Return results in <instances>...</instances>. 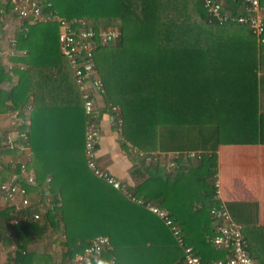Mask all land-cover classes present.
I'll return each mask as SVG.
<instances>
[{
	"label": "trees",
	"instance_id": "trees-1",
	"mask_svg": "<svg viewBox=\"0 0 264 264\" xmlns=\"http://www.w3.org/2000/svg\"><path fill=\"white\" fill-rule=\"evenodd\" d=\"M49 1L52 6L45 7V11L55 12L67 19H86L88 26L97 33L105 29H119L120 38L115 42L106 45L99 42L95 64L104 81L106 103L120 108L118 116L123 120V138L129 144L150 153L159 150H209L198 166L176 173L177 183L184 179L191 190L195 192L197 189L198 195L192 194L191 190L187 192L190 194L188 202L191 206H195V200L196 204H202L196 210L198 212L184 213L193 217L183 220L173 205H168L159 195H152L156 188L160 192L171 183L165 179L161 166L152 164L147 167L149 176L136 188V194L148 200H158L160 205L171 211L176 223L180 222L187 233L193 226L190 221L196 215L201 216L198 221L205 228L211 221L215 222L210 210L219 206L220 202L216 199V188L209 180L214 179L217 170L216 152L221 138L218 136V121L226 114H241V108L246 106L247 101H250L247 105H252L251 100L257 97V70L264 63L262 48L258 47L256 36L250 28L236 21L223 25L209 22L204 0H40L44 5ZM13 7L12 0L0 1V37L7 33L1 18L5 14L10 17ZM59 31L60 25L56 21L33 23L25 20L16 24L13 34L17 48L28 51V57L20 60L25 61L29 68L20 73V85L6 94L0 89V111H3L9 107L13 110L22 109L29 104L30 90L27 89L23 95L24 85L27 87L32 83V86H40V90H32L35 104L31 117L22 114L26 121L31 120L30 128L24 124L22 130L29 134L36 152L37 145L33 139L38 132L53 128V125L60 130V122L64 124V117L69 113L82 122L84 149L87 115L71 66L58 45ZM8 74L0 59V83ZM45 92L47 96H44ZM7 100H11L12 105H8ZM113 112L117 120V111ZM44 120L53 123H45ZM22 166V163L14 166V169L11 168L13 166H6L5 169L11 173L9 177H0V184L14 176V182L25 186L29 195L30 189L37 184L28 183L21 173ZM89 177H93L92 182L100 190L96 182L98 178ZM50 187L51 191H64L57 182L50 183ZM39 190L42 192V188ZM102 190L108 192L110 188ZM114 196L109 205L106 203V223L96 227L88 236L92 241L96 235H108L117 250L135 253V264H150V255L152 259L161 255L160 247L150 251V246H147L150 243V232L147 231L150 229V212L129 204L121 194ZM91 201L82 202H88V221L93 226L98 217V204L96 200L89 204ZM68 202L63 201L62 209L71 208ZM118 203H124V207L123 204L118 207L123 211L124 208L132 209L131 212L141 221L140 227L134 228L130 220L127 221L125 212L116 218L111 214L109 210ZM127 203L129 206H125ZM31 204L28 207H16L19 211L15 205L0 209V230L6 229L15 217L23 220L16 225L17 249L11 264H30L33 259V251L23 245L24 240L20 236L21 231L38 226L37 223L41 221V216L35 218L36 209ZM47 215L49 218V212ZM242 230L249 254L264 264V227ZM207 233L210 234V231ZM67 235L68 239L70 236L72 238L69 231ZM78 239L82 240L81 237ZM72 241L76 242V239ZM91 241L84 247H74L73 252L70 250L73 261L75 255L82 252ZM209 246L210 255H206L207 251L201 247H194L205 263L227 256L226 251L213 244V247ZM181 253L179 264H185L184 251ZM113 256L115 251L108 249L103 257L92 259L90 264H100Z\"/></svg>",
	"mask_w": 264,
	"mask_h": 264
},
{
	"label": "crops",
	"instance_id": "crops-1",
	"mask_svg": "<svg viewBox=\"0 0 264 264\" xmlns=\"http://www.w3.org/2000/svg\"><path fill=\"white\" fill-rule=\"evenodd\" d=\"M0 1L5 2L7 0ZM12 1L14 3L16 0ZM217 1L228 12L236 15L244 12V7L240 0ZM262 6L264 14V0L262 1ZM1 19L5 22L7 33L0 37L2 38L0 43V59L9 74L0 83V89L5 91L6 94L16 87V85H20V73L28 70L29 65L25 61L20 60L28 57V51L26 49H20L23 53H19L18 55L9 53V38H15L13 34L15 26L16 24L23 23L24 20L19 19L14 11L10 17L5 14ZM256 42L258 47L260 49L262 48L264 55V45L258 41L257 37ZM10 63L15 65L13 70L9 69ZM21 66H24V68L21 69ZM257 78V97L251 100L252 105H247L250 102L247 101L246 106L243 105L241 108V114L233 112L219 118L218 124L220 131L218 136L221 138L216 152L217 170L214 179L209 180L213 187H215V182L219 181L220 187L216 199L220 204L226 205L233 221L242 226V228L264 227V139L262 138V135H264V63L257 70ZM27 89L30 90L29 104L33 106L27 113V117L30 118L35 104L32 90H40V86H32V83L27 87L24 85L23 95ZM94 94L101 129L98 143L99 165L116 176L135 196L143 198L146 201L148 200L146 197L136 194V188L149 176L147 167L152 164L163 167L165 179L171 181V183L169 187H164L160 192L156 188V190H153L152 195H159L158 197L164 199L168 205H173V208L179 211L178 215L183 217V220L193 217L188 214L184 215V213H191L192 211L198 212L196 210L200 209L202 204H196L195 200V206L190 205V202H188L190 194L187 192H190L191 189L184 179L179 180L177 183L176 173L181 169L189 170L192 167H196L203 160V158L201 160L187 158L184 155L185 153L189 151H200L206 154L209 150H159L152 153L143 151L129 144L123 138V120L118 116L119 106L116 105L118 109V119L116 120L113 112V106L115 105L106 103V92L105 94L94 92ZM44 96H47L46 92ZM6 102L8 105H12L11 100H7ZM10 109L12 108L9 107L6 110L0 111V177H9L11 172L5 169L6 166H13L11 168L14 169V166L22 163L25 164L28 174H32L36 178L34 183L37 185H34L30 189L29 198L32 203L31 206L36 209H34L35 213L41 216V221L37 223L38 226L34 225L26 228L20 234L24 240L23 245L27 246L30 251H33L34 256L30 260V264H72L74 261L71 258L70 250L73 252V248L76 246H86L92 239L88 236L89 233L95 230L96 227H101L106 223L104 218L108 210L106 203L108 202L109 205L110 199L115 197L114 194H121L129 204L137 208H144L148 213L150 212V229L147 230L148 233L150 232V243L147 246H150V251L157 247L161 249V255L157 258L152 259L153 256L150 255V264L180 263V254H182L181 252L183 250L177 246V241L170 229L164 227L166 225L163 224L162 219L148 210L146 206L137 204L127 198L123 191L115 188L106 180L98 178L91 171L85 155V141L83 149V138L81 136V129L83 127L80 119L73 117V114L69 113L64 117V124L60 122L59 127H62L60 130L56 125H53V128L38 132L39 134L34 138L35 140L33 139L37 145V152L33 147L29 134V147L26 150L20 149V147L15 150H9L5 145L6 137L12 135L18 141V131H25L22 130L24 124H27V128H30L31 122L30 119L25 123L23 121L17 122L9 113ZM118 120L122 121L121 126H119ZM44 122L53 123V121L49 122L46 120ZM150 154L158 155L159 159H150ZM81 158L83 160H80ZM89 176L98 178L96 182L99 184L100 190L92 182L93 177L90 178ZM52 182L59 183L64 191H57L55 189L51 191L50 183ZM173 187L176 190L174 193ZM40 188H42V192L39 190ZM102 188H110V190L104 192V190L101 191ZM111 190H114L113 192L115 193ZM191 193L198 195L197 189L195 192L191 190ZM64 200L69 201L68 205L71 208L62 209L64 207ZM86 200H92L89 204L96 200L98 204L96 213L98 217L95 223H93V226L90 224L91 221H88L90 213L87 209L88 202H82ZM148 202L168 210L169 213L171 212L168 208L160 205L158 200L149 199ZM128 203L125 206H129ZM122 204L124 207V203ZM122 204H115L109 210L111 214L116 218L118 216L121 217L123 212H125L127 221L129 222L130 220L134 228H137V226L140 227L141 221L135 213L131 212L132 209L126 210L124 208L123 211L118 208ZM8 205L14 204H10L0 198V209H4ZM16 210L19 211L18 208ZM48 212L50 214L49 218L47 215ZM198 217L196 215L193 221H190L193 226L189 233L184 231L180 222L177 223L180 225L188 244L193 248L195 246L201 247L207 251L206 255H210L211 247L209 245L212 246V244L209 238L214 233L215 222L211 221L210 225L205 228L198 221ZM12 220H17V224L23 221L19 217H15ZM12 220H10L6 229L0 230V264H11V259L16 254L17 245L15 236L17 234V224L12 223ZM206 230H208L207 232L210 231V234L207 232L204 234ZM67 231L72 234V238L70 236V239H68ZM99 235L108 236L105 234ZM80 237L82 240L78 239ZM72 239H76V242H73ZM110 250L115 251L113 258H115L116 264L118 261L121 264H135L134 252L124 253V250H117L112 241ZM106 255L108 256V253Z\"/></svg>",
	"mask_w": 264,
	"mask_h": 264
},
{
	"label": "built area",
	"instance_id": "built-area-1",
	"mask_svg": "<svg viewBox=\"0 0 264 264\" xmlns=\"http://www.w3.org/2000/svg\"><path fill=\"white\" fill-rule=\"evenodd\" d=\"M244 7L241 14H233L224 10L223 6L217 0H204L209 22L223 25L226 22H240L246 24L252 33L257 37L258 41L264 45V14L263 0H240ZM52 2L49 1L45 5L40 0H16L14 2L13 11L19 19L30 20L33 23H43L49 21H57L60 25L59 48L62 55L68 60L76 83L82 95L84 102L86 120L85 132V155L87 163L98 178L106 180L115 188L120 189L126 194L127 198L137 204L144 205L152 213L162 219L164 224L169 227L171 233L177 241V244L184 251L185 264H260L248 252V243L244 236L242 226L233 221L229 209L225 204H220L210 210L212 218L215 220L214 235L211 242L214 246L227 252L225 258L213 260L210 263L204 262L199 254H196L194 248L187 243L185 235L178 223L171 216L168 210L152 204L143 198L135 196L128 190L122 182L102 168L98 163V143L101 135L100 119L96 112V98L94 92L105 94V86L102 76L95 64V53L99 42L103 45L115 42L120 38V31L117 28L105 29L97 33L93 28L89 27L86 19H67L55 12L45 11V7H51ZM9 53L18 55L23 51L17 48L16 39L9 38ZM14 64H9V69H14ZM24 66H21L23 69ZM33 108L31 104L26 105L22 109H10L9 113L17 122H26L22 114L27 113ZM113 110L117 111V107L113 106ZM22 118V120H21ZM119 126L122 121H119ZM19 140L17 141L12 135H8L5 139L6 148L9 150L20 149L26 150L29 147V137L26 131H18ZM187 158L201 160L204 156L200 151H189L184 154ZM150 159H159L158 155L150 154ZM21 173L27 179L28 183H34V175L28 174L25 164H22ZM15 177L0 184V198L4 199L16 207H28L31 204L28 191L25 186H21L14 182ZM220 183L215 182L217 194L219 193ZM39 214H35L38 219ZM17 224V220L11 221ZM111 248V240L108 236H96L91 243L74 259L73 264H90L94 258L103 257L104 252ZM100 264H116L115 258H108Z\"/></svg>",
	"mask_w": 264,
	"mask_h": 264
}]
</instances>
